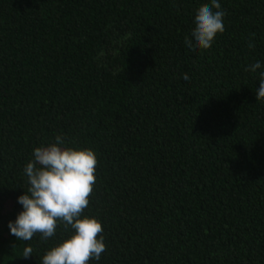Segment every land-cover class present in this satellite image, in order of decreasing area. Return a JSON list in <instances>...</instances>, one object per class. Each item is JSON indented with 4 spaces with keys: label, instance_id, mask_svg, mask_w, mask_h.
I'll list each match as a JSON object with an SVG mask.
<instances>
[{
    "label": "trees",
    "instance_id": "trees-1",
    "mask_svg": "<svg viewBox=\"0 0 264 264\" xmlns=\"http://www.w3.org/2000/svg\"><path fill=\"white\" fill-rule=\"evenodd\" d=\"M208 3L0 0V264H41L68 235L7 227L56 135L98 158L84 214L107 247L89 264H264V101L245 71L264 62V0H220L224 32L193 53Z\"/></svg>",
    "mask_w": 264,
    "mask_h": 264
},
{
    "label": "clouds",
    "instance_id": "clouds-1",
    "mask_svg": "<svg viewBox=\"0 0 264 264\" xmlns=\"http://www.w3.org/2000/svg\"><path fill=\"white\" fill-rule=\"evenodd\" d=\"M225 11L220 0H209L194 16V29L186 39V47L193 53L209 50L215 39L225 30ZM254 48V42H249ZM259 71V88L255 98L264 101V62L257 60L245 71ZM185 85L191 83L182 77ZM98 158L92 148L73 147L63 135H56L47 144L35 147L32 159L23 169L27 190L17 197L22 206L7 227L16 240L30 241L39 234L42 240L57 235L63 225L68 235L50 247L41 257V264H89L100 261L106 251L102 221L84 214L96 185ZM32 247L26 246L23 258L32 256Z\"/></svg>",
    "mask_w": 264,
    "mask_h": 264
}]
</instances>
